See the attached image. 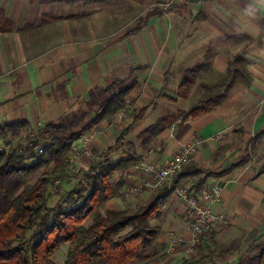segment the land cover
<instances>
[{
	"label": "crops",
	"instance_id": "0c3cea01",
	"mask_svg": "<svg viewBox=\"0 0 264 264\" xmlns=\"http://www.w3.org/2000/svg\"><path fill=\"white\" fill-rule=\"evenodd\" d=\"M128 1L124 8L99 6L111 8L110 14L104 8L60 14L48 11L56 2L0 0V8L13 21L10 31L0 32V123L25 120L34 128L55 122L77 103L88 102L90 90L110 79H134L140 97L149 103L161 94L178 99L183 78L179 75L198 66L189 97L196 87L202 92L200 82L220 81L228 60L240 54L250 61L249 86L235 84L207 114L159 127L154 133L147 128L158 114L152 105L143 104L145 111L120 144L125 143L136 160L162 164L181 143L221 133L215 141H203L189 160L205 172L224 171L204 181L223 186L221 200L212 210L223 213L225 220L210 230L223 223L228 230L241 227L245 232L264 226V164L246 152L250 136L258 139L252 147L264 152V0H154L164 6L162 13L146 18L153 3ZM141 19L142 26L130 32ZM202 73L212 78L200 79ZM151 115L149 123L143 121ZM130 121L115 117L92 127L102 129L90 140L94 154L117 149L116 139ZM93 159L81 156L78 167L84 171L95 163ZM141 178L129 168L124 187ZM191 179L179 183L187 187ZM119 194L106 201V208L121 206ZM147 196L144 192L140 198L144 202ZM163 216L166 225L160 241L166 243L165 231L183 232L189 217L184 202L171 193Z\"/></svg>",
	"mask_w": 264,
	"mask_h": 264
},
{
	"label": "trees",
	"instance_id": "16d2710c",
	"mask_svg": "<svg viewBox=\"0 0 264 264\" xmlns=\"http://www.w3.org/2000/svg\"><path fill=\"white\" fill-rule=\"evenodd\" d=\"M30 1L40 4L76 2L92 7L107 6L120 0ZM160 13L162 9L152 7L146 12L145 18ZM144 21L141 19L130 32L137 31ZM12 28L13 21L0 8V32ZM249 63L247 58L236 54L228 60L226 75L220 81L200 82L201 97L187 109L176 112L178 121L181 123L195 119L213 110L225 100L235 84L249 86L252 81ZM197 71L198 66L186 70L178 83V97L188 96ZM135 85L134 79L126 83L124 79H113L98 91V95L90 90L88 104L99 106L91 122H111L116 113L126 108L125 97ZM144 111L145 107H142L133 114L114 146L124 140L127 130ZM171 122L172 119H169L168 125ZM158 123L150 125L147 131L158 130ZM65 126L63 122H47L39 128L38 134L29 137L27 143L21 144V140L12 144L10 141L27 130L29 123L25 120L0 123V142L9 145L0 149V264H55L51 255L65 243L69 244L65 264H143L158 255L165 249V243L160 241L161 226L151 222L160 218L167 206L171 193L167 186L162 185L153 190L148 199L132 211L104 208L106 201L124 188L123 176L136 161L130 154L117 160L104 157L91 164L83 171L76 186L65 192L63 206L49 204V187L63 176L71 142L80 134L71 132L61 138L58 133H54L44 144L39 141V136L49 131L62 132ZM38 150H42V153L38 154ZM51 164V170L44 171ZM39 170H43L42 174L34 183H29V178ZM223 172H205L188 161L175 173L173 183L191 177L186 189L195 193L204 184L206 177ZM116 173L120 175L114 182ZM252 233L255 234V231ZM234 247L233 243L225 248L200 243L196 251L178 264H225L223 257L231 253ZM262 263L264 246L254 255L246 258L240 255L236 262L227 264Z\"/></svg>",
	"mask_w": 264,
	"mask_h": 264
},
{
	"label": "rangeland",
	"instance_id": "374dc122",
	"mask_svg": "<svg viewBox=\"0 0 264 264\" xmlns=\"http://www.w3.org/2000/svg\"><path fill=\"white\" fill-rule=\"evenodd\" d=\"M127 1L128 0L116 1L112 3L111 5L117 4V6L124 8L125 3L130 2V1L128 2ZM150 2L154 4L152 7H157L159 9H162V7H164L163 5L155 3L154 0H143L142 5L146 6ZM167 7L169 6H165V8ZM103 8L105 9L104 11H106L104 12L105 14H110V12L112 11V9L109 7L108 8L99 7V6L86 7L76 2L75 3H56L52 6V8H48V11L52 13H60V14H79L82 12L90 13L92 12L93 9H103ZM184 75L185 73H181V75H179V78H182ZM211 78L212 77H210V75L207 73L205 74L202 73L200 76V79H203V80H210ZM130 80L131 79H125L124 82L126 83ZM112 81L113 79H110L106 81L101 88L93 89L92 90L93 94L98 95V91L104 88L108 83ZM130 93L125 97L126 108L118 112V113L126 112V118L122 119L123 123H126L127 121L131 120V118L133 117V114H135L139 110V108L142 107L143 104H148V106L152 105L153 108L155 109L154 113L158 114V118H156L151 124L154 125V123L159 121L158 123L159 127L166 126V125L167 127H169L172 124L176 125L178 122V119L175 117L176 112L179 109H187L191 104L197 101L202 95V92H200V90H198V88L196 87V89L192 91L190 96L185 99H182V98L177 99V97L170 96L171 93H169L168 95L166 94L165 96L161 94V96H159L156 99V101L152 100L149 103V100H146L145 98L140 97L137 85L134 86V88L130 91ZM136 101L139 106H135ZM98 109H99L98 104L89 105L88 102L86 101L77 103L75 107H73V109L68 111L66 114L62 115L59 120L55 121L56 123L63 122L66 125L64 130H62V132H52V131L44 132L43 134H41V136H39V141L43 144L47 143L50 140L51 136L54 135V133H58L59 137L62 138V137H67V135H69V133L71 132H79V134H81L84 131L88 130L89 128L96 127V126L99 127L100 124H95L91 122L94 112L97 111ZM116 114L114 115V118ZM201 116L195 118V120L200 118ZM152 118H153V115L145 117L143 121L149 123L150 122L149 119L151 120ZM169 119H172V122H171V125L168 126ZM44 124L45 123H41L40 125L37 124L36 127L34 128H28L27 130H23L21 132V135L17 138L12 139L10 143L13 144L21 140H22L20 142L21 144H23L22 143L23 141L24 143H27L29 137H32L38 134L39 128H41ZM153 133L151 132L150 134L152 135ZM256 140L258 139L253 138V137L251 138L250 136L249 145L246 146V152L248 156L250 155L254 159L256 158L260 163L264 164V152H262L261 150L257 151L256 148L252 147L254 143L256 142ZM8 146L9 145H6L0 142V149L6 148ZM129 151H130V148L125 143L120 144L117 146V149L113 151L108 150L107 152L105 151L103 153L94 154L93 162L101 161L105 156L111 160H117L121 157L128 155V153H130ZM38 153H39V150H38ZM78 166L79 164H77L71 170L65 171V173L63 172V176L61 177L59 182L56 183L55 182L56 180H55L53 185L49 187V190L51 193L49 204L51 206L56 207L58 205H62V206L64 205L63 197H64L65 192H67L68 190L76 186L77 181H79L82 178L83 168H79ZM51 168H52V164L48 166L46 169H44V171L49 172ZM42 172L43 170H39L35 172L29 178L28 182L34 183L37 180V178L42 174ZM119 175H120L119 173H116L114 175V178H113L114 182L118 179ZM179 184H182L183 186H185V184L183 183H179ZM123 189L121 190V193L119 194V197H120L119 202L121 203L120 204L121 206H118V207L114 206V207L116 209H120L121 207H123L122 209H127L128 211H132L136 209L138 206H140L146 201L145 200L143 202V200L140 198L141 194L145 192L146 195L150 196L151 193L153 192V190H146V191L144 190L136 196H125L122 193ZM106 207H108V204L105 203L104 208ZM164 211L161 214L160 218L153 219L151 223L158 224L161 226V228L164 222H165L164 225H166V221L163 216ZM185 224H186L185 230L183 232L178 233L175 230H167L165 231L166 236L167 235L168 237L170 235L186 236L188 234L189 220H186ZM210 229H208L202 236V239L200 241L202 245L209 244L211 246H217L219 248H225L230 243H233L235 245L233 251L227 254L225 257H223L225 261L223 263L225 264L236 262L240 255L245 258L250 255H254L259 251V249L262 246H264V226L254 229L255 234L252 233L253 230L250 232L242 231L241 227L233 229V230H228V224L226 223H223L220 227L216 228L213 231H211ZM161 232L163 231L161 230ZM68 248H69L68 243L60 245L59 248H57V250L51 255L52 261L55 264H65V259H66ZM196 250H197V247L195 251ZM187 255L188 254H186L181 248L176 249L174 252H167L164 249L158 255L144 262L143 264H178Z\"/></svg>",
	"mask_w": 264,
	"mask_h": 264
},
{
	"label": "built area",
	"instance_id": "2783aa9c",
	"mask_svg": "<svg viewBox=\"0 0 264 264\" xmlns=\"http://www.w3.org/2000/svg\"><path fill=\"white\" fill-rule=\"evenodd\" d=\"M124 116H126V112H120L115 117L121 120ZM101 132V128H92L84 131L77 139L71 142V150L64 173L74 168L81 156H94L90 140ZM219 137H221V133L218 132L207 137H196L183 142L174 150L170 158L162 164L147 159H139L131 166L134 171L141 173L142 178L140 181L124 187L122 193L125 196H136L144 190H155L165 185L171 191V194L181 199L186 206L189 217L188 234L186 236L170 235L165 243V250L167 252H174L176 249L181 248L186 254H192L200 243L204 233L214 223H222L225 220L223 213L212 210L213 205L219 203L221 200L222 185L204 183L194 193L188 192L182 184L173 183L175 173L196 154L201 143L205 140L215 141ZM77 140L79 141L76 142ZM41 152L42 150H39L38 154ZM59 180L55 182L58 183Z\"/></svg>",
	"mask_w": 264,
	"mask_h": 264
}]
</instances>
